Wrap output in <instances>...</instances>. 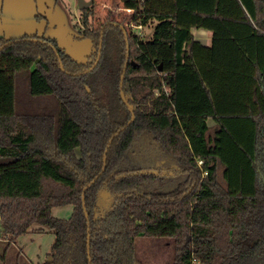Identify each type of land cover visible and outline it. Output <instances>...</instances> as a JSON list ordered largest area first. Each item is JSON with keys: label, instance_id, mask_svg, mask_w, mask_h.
I'll return each instance as SVG.
<instances>
[{"label": "trees", "instance_id": "16d2710c", "mask_svg": "<svg viewBox=\"0 0 264 264\" xmlns=\"http://www.w3.org/2000/svg\"><path fill=\"white\" fill-rule=\"evenodd\" d=\"M119 2L152 37L85 8L86 63L0 39L2 235L53 231L44 264H137L138 237L173 238L174 264H264V0Z\"/></svg>", "mask_w": 264, "mask_h": 264}, {"label": "rangeland", "instance_id": "374dc122", "mask_svg": "<svg viewBox=\"0 0 264 264\" xmlns=\"http://www.w3.org/2000/svg\"><path fill=\"white\" fill-rule=\"evenodd\" d=\"M92 2L93 14L89 18V26L94 22H103L109 15L116 19L126 17L124 27L129 31L132 11L123 8L119 0H85ZM94 2V3H93ZM95 4V5H93ZM118 4V6H117ZM93 5V6H92ZM83 9L79 0H0V39L20 38L24 35L55 36L56 28L53 20H61L69 29V38L84 54L88 55L92 48L90 38H81L88 27L83 22ZM155 24L136 29L144 40H149L154 32ZM198 31V29H197ZM195 31V32H197ZM29 71L23 70L18 75L17 95L20 103L29 97L27 79ZM173 173V172H172ZM222 176L221 167L218 178ZM74 206L66 204L53 208V214L68 219L72 216ZM0 223V264H44L50 257L55 233L46 231H30L14 239L1 233ZM137 264H174L175 241L173 238L138 237L136 239Z\"/></svg>", "mask_w": 264, "mask_h": 264}, {"label": "water", "instance_id": "95a60500", "mask_svg": "<svg viewBox=\"0 0 264 264\" xmlns=\"http://www.w3.org/2000/svg\"><path fill=\"white\" fill-rule=\"evenodd\" d=\"M92 2H86L85 0H79V6L81 9L88 8ZM52 24L56 28V39L58 40V43L62 49H64L73 59L77 60L80 63H86L87 62V56L84 55L72 42V40L69 38V29L68 27L61 21V20H53ZM126 32V31H125ZM124 78V77H123ZM122 78V82H123ZM123 97L124 93L122 92ZM133 114V118H134ZM115 136H113L114 138ZM105 162H106V155H105ZM145 172V171H144ZM143 172V173H144ZM149 172V171H148ZM114 201L113 194L107 190L103 189L100 191L98 196V202L99 204L103 205L104 207L108 208ZM88 248H90V244H88ZM52 257H49V260H51Z\"/></svg>", "mask_w": 264, "mask_h": 264}, {"label": "crops", "instance_id": "0c3cea01", "mask_svg": "<svg viewBox=\"0 0 264 264\" xmlns=\"http://www.w3.org/2000/svg\"><path fill=\"white\" fill-rule=\"evenodd\" d=\"M198 29V31H197ZM197 31V32H195ZM192 33L196 40L201 41L204 45H211L213 40V31L206 28L193 27ZM213 120H210V125H213Z\"/></svg>", "mask_w": 264, "mask_h": 264}, {"label": "built area", "instance_id": "2783aa9c", "mask_svg": "<svg viewBox=\"0 0 264 264\" xmlns=\"http://www.w3.org/2000/svg\"><path fill=\"white\" fill-rule=\"evenodd\" d=\"M141 26H139V28H140ZM141 29V28H140ZM200 163H202L201 161H200Z\"/></svg>", "mask_w": 264, "mask_h": 264}]
</instances>
